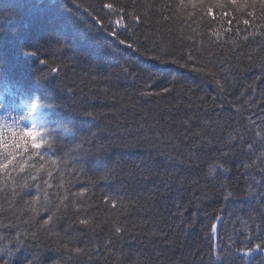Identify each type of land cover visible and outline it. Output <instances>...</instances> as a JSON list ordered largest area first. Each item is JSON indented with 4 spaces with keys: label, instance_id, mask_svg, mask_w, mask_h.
Here are the masks:
<instances>
[{
    "label": "trees",
    "instance_id": "obj_1",
    "mask_svg": "<svg viewBox=\"0 0 264 264\" xmlns=\"http://www.w3.org/2000/svg\"><path fill=\"white\" fill-rule=\"evenodd\" d=\"M0 264H264V0H0Z\"/></svg>",
    "mask_w": 264,
    "mask_h": 264
}]
</instances>
